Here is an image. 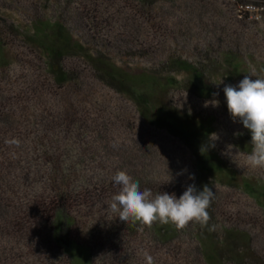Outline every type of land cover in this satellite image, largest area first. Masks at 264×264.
I'll return each instance as SVG.
<instances>
[{
  "label": "rangeland",
  "instance_id": "1",
  "mask_svg": "<svg viewBox=\"0 0 264 264\" xmlns=\"http://www.w3.org/2000/svg\"><path fill=\"white\" fill-rule=\"evenodd\" d=\"M239 5L238 0H157L151 7L136 0H0V39L6 45L0 64L9 63L0 69V94L15 116L12 132L26 134L30 143L52 129L62 146L73 142L89 150L85 160L96 177L93 197L74 203L70 237L81 248H91L92 264H115L119 254L112 255L114 247L107 243L117 238L127 250L122 264H146L145 253L153 264H207L196 239L198 223L175 228V237L172 224L120 221L107 206L119 191L112 177L120 170L153 195L167 192L179 198L190 184L200 190L207 185L215 193L207 209L209 226L215 225L212 234L217 239L231 235L234 249H245L246 264H264V169L244 166L251 133L230 116L223 92L246 75L264 79V22L239 15ZM35 20L60 21L87 52L103 55L131 76L160 78L151 91L152 106L164 119L157 114L144 118L134 99L100 82L91 61L80 55L63 61L78 79L55 86L44 57L12 27L26 34ZM171 57L204 69L200 83L208 91L201 96L189 76L170 72ZM213 99L218 106L205 107ZM172 114L181 127L167 122ZM193 128L201 133L194 143L187 135ZM212 133L218 138L208 147ZM193 144L206 147V165ZM46 186L34 184L35 194ZM31 190L20 187L3 202L0 264H75L56 251L50 224L33 210L44 197L33 201Z\"/></svg>",
  "mask_w": 264,
  "mask_h": 264
},
{
  "label": "trees",
  "instance_id": "2",
  "mask_svg": "<svg viewBox=\"0 0 264 264\" xmlns=\"http://www.w3.org/2000/svg\"><path fill=\"white\" fill-rule=\"evenodd\" d=\"M136 1L145 7H151L157 2V0ZM256 1L262 0H238V3L241 5ZM12 27L16 30V34H21L25 42L44 57L46 71L53 84L58 88H63L78 79L73 72L64 69L63 61L69 56L80 55L91 61L96 71V77L100 82L116 92L127 94L134 99L144 118L150 120L156 118L157 112L152 106L153 95L151 91L154 86H158L157 83L159 84L160 78L157 76L149 73L131 76L103 55H93L87 52L60 21L35 20L28 26L26 34L22 30L20 32L19 28ZM5 47L3 40L0 39V53ZM233 59V57H229L230 61ZM8 64L1 63L0 69L5 70ZM167 65L171 66L170 72L183 73L189 76L193 86L199 89L198 93L201 96L208 91L200 83L204 69L182 60L180 57H171ZM172 81H175V78ZM170 84L172 83L170 82ZM2 98L3 95L0 94V212L4 207L3 202L9 200V197H6L8 194L16 196L20 187L25 188V191L32 189L28 195L33 201L42 200L41 198L44 197L41 204L38 205V201L33 210L39 213L41 221L45 216L46 222L50 224L56 251L74 259L75 264H92L93 253L91 248H81L70 237V230L73 225V216L70 210H72L74 203L80 202L81 199L86 200L93 197L90 187L96 177L92 174L93 171L87 166L85 160L87 158L85 155H89V150L76 147L73 142L62 146L61 138L57 134L56 136L52 129L50 131L45 130L44 134L35 135L30 143L26 134L17 136L10 128L15 119L14 113L8 104L2 101L4 100ZM171 116L167 118V122H171L173 127H181L176 114ZM157 117L164 119L159 115ZM196 130V128L189 129L187 135H189L191 142L194 141V137L201 138V133H196ZM194 146L197 157L203 162V165H206L205 157L199 146L193 144ZM211 168H215V171L220 173L223 172L218 165H212ZM41 182L47 186L40 188V194L37 196L33 185ZM115 187L119 188L118 185H114ZM260 191H262L260 196L264 198V187ZM94 192L96 194L95 190ZM251 194L255 193L251 192ZM82 205L84 204L81 203ZM169 230L171 235L174 232V236L177 235L174 226H171ZM0 233L3 234V230H0ZM196 239L207 264H225V259L228 258L232 264H246L244 261L245 254L242 253L245 249H234L232 244L235 240L231 235L217 239L207 227H199ZM228 242L231 245H227ZM107 244L114 247L112 255L119 254L114 259V263L122 264L124 259H127V250L121 238L110 239ZM84 260H88V262L85 263Z\"/></svg>",
  "mask_w": 264,
  "mask_h": 264
},
{
  "label": "clouds",
  "instance_id": "3",
  "mask_svg": "<svg viewBox=\"0 0 264 264\" xmlns=\"http://www.w3.org/2000/svg\"><path fill=\"white\" fill-rule=\"evenodd\" d=\"M251 76H255L253 73ZM227 110L234 121L242 122L245 129L251 133V151L245 155L244 166L253 169H264V79H250L245 76L238 86L227 85L223 89ZM218 106L219 101H206L205 107ZM218 137L210 134L208 147L215 145L211 141ZM206 151L202 146L201 152ZM194 179V176H190ZM119 186V191L112 195L108 208L116 213L122 222H132L151 227L153 223L172 224L177 230L184 229L190 222L198 223L209 231L215 230V225L209 226L211 216L207 209L211 207L214 192L207 185L202 190L195 184H190L179 196L159 192L153 195L150 189L140 190L138 181L120 170L112 177ZM146 264H153V259L147 253Z\"/></svg>",
  "mask_w": 264,
  "mask_h": 264
},
{
  "label": "built area",
  "instance_id": "4",
  "mask_svg": "<svg viewBox=\"0 0 264 264\" xmlns=\"http://www.w3.org/2000/svg\"><path fill=\"white\" fill-rule=\"evenodd\" d=\"M239 7V13L248 15L253 21L264 22V0L243 3Z\"/></svg>",
  "mask_w": 264,
  "mask_h": 264
}]
</instances>
